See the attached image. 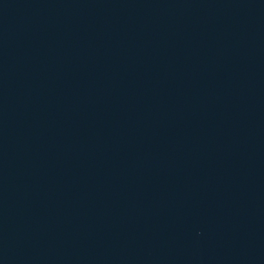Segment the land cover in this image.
Returning a JSON list of instances; mask_svg holds the SVG:
<instances>
[{
  "label": "water",
  "instance_id": "water-1",
  "mask_svg": "<svg viewBox=\"0 0 264 264\" xmlns=\"http://www.w3.org/2000/svg\"><path fill=\"white\" fill-rule=\"evenodd\" d=\"M0 264H264V0H0Z\"/></svg>",
  "mask_w": 264,
  "mask_h": 264
}]
</instances>
